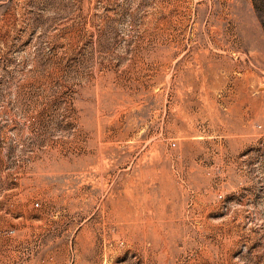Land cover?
<instances>
[{
  "label": "rangeland",
  "instance_id": "374dc122",
  "mask_svg": "<svg viewBox=\"0 0 264 264\" xmlns=\"http://www.w3.org/2000/svg\"><path fill=\"white\" fill-rule=\"evenodd\" d=\"M0 264H264V0H0Z\"/></svg>",
  "mask_w": 264,
  "mask_h": 264
},
{
  "label": "bare ground",
  "instance_id": "6f19581e",
  "mask_svg": "<svg viewBox=\"0 0 264 264\" xmlns=\"http://www.w3.org/2000/svg\"><path fill=\"white\" fill-rule=\"evenodd\" d=\"M134 201H135V199H134ZM123 206V205H122ZM127 206V205H126ZM128 208V207H127ZM130 209V208H129ZM125 210V209H124ZM130 212V211H129ZM123 218V217H122ZM127 218V217H126ZM135 218V217H134ZM133 218V219H134ZM128 219V218H127ZM136 219H137V217H136ZM125 221V220H124ZM133 221V220H132ZM137 222H139V221H137ZM131 227V226H130ZM133 227V226H132ZM131 229V228H130Z\"/></svg>",
  "mask_w": 264,
  "mask_h": 264
}]
</instances>
